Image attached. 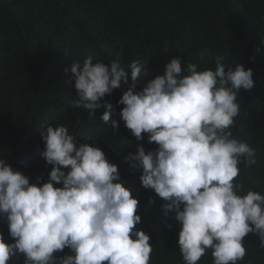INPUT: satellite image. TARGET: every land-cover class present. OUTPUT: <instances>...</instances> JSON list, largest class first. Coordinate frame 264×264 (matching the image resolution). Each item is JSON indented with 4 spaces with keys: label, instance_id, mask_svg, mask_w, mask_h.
I'll return each mask as SVG.
<instances>
[{
    "label": "clouds",
    "instance_id": "9594fccd",
    "mask_svg": "<svg viewBox=\"0 0 264 264\" xmlns=\"http://www.w3.org/2000/svg\"><path fill=\"white\" fill-rule=\"evenodd\" d=\"M214 62V68L199 71L188 63L185 75L177 56L163 75L136 91L144 65L134 60L133 86L118 101L124 105L119 115L137 141L147 133L148 142L158 145L147 152L138 145L125 160L142 170L143 188L162 198L165 215L175 213L184 264H198L208 249L213 264H238L250 233L264 248V195L253 190L242 195L236 181L244 159L256 163L255 152L230 130L241 113L239 91L254 87L253 70L242 64L226 70L222 55ZM65 72L78 97L71 107H83L95 119L103 106L100 118L108 122L112 105L103 98L129 78L121 61L106 64L88 56ZM112 127L118 123L112 121ZM40 136L45 144L40 156L52 166L47 182L30 183L0 158V215L14 240L5 242L0 232V264L17 254L24 264H150V236L136 228L141 221L136 190L121 180L118 166L99 147L78 144L62 124L45 126ZM65 248L71 254L58 256Z\"/></svg>",
    "mask_w": 264,
    "mask_h": 264
},
{
    "label": "trees",
    "instance_id": "16d2710c",
    "mask_svg": "<svg viewBox=\"0 0 264 264\" xmlns=\"http://www.w3.org/2000/svg\"><path fill=\"white\" fill-rule=\"evenodd\" d=\"M201 51L206 54L200 56ZM217 55L224 56L226 70L237 64L253 70L254 87L239 91L241 113L230 130L255 152V164L247 158L239 165L240 194L253 190L264 195V0H0V158L30 183L37 178L47 182L52 166L40 156L45 147L41 129L66 126L78 144L99 147L118 166L125 185L136 190L141 216L136 228L150 236V264H184L175 213L165 215L162 198L143 188L142 170L125 160L138 145L146 152L158 145L148 142L147 133L137 141L119 115L124 105L118 101L133 86L134 60L144 65L135 82L140 91L164 74L172 58L181 57L186 75L188 63H195L198 71L214 68ZM88 56L106 64L121 61L129 74L127 83L122 80L103 98L112 105L108 122L100 118L103 106L92 119L88 110L70 104L78 97L65 68L73 62L82 65ZM0 232L5 242H14L2 215ZM244 245L247 254L238 264H264L257 235L248 234ZM211 252L198 264H213ZM66 254H71L68 248L57 253ZM8 264H24V256L17 254Z\"/></svg>",
    "mask_w": 264,
    "mask_h": 264
}]
</instances>
